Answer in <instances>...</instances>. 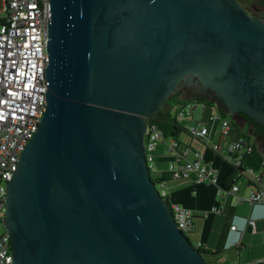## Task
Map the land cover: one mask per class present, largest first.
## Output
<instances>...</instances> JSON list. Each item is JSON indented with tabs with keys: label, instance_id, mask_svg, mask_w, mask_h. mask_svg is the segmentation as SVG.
I'll use <instances>...</instances> for the list:
<instances>
[{
	"label": "water",
	"instance_id": "1",
	"mask_svg": "<svg viewBox=\"0 0 264 264\" xmlns=\"http://www.w3.org/2000/svg\"><path fill=\"white\" fill-rule=\"evenodd\" d=\"M50 4L46 109L5 193L14 264H208L151 177L146 119L201 71L227 116L264 124V19L238 0Z\"/></svg>",
	"mask_w": 264,
	"mask_h": 264
},
{
	"label": "built area",
	"instance_id": "2",
	"mask_svg": "<svg viewBox=\"0 0 264 264\" xmlns=\"http://www.w3.org/2000/svg\"><path fill=\"white\" fill-rule=\"evenodd\" d=\"M4 15L0 21L5 28L0 32V182L10 180L28 140L37 131L46 109L47 81L45 69L48 62V20L51 13L50 0H4ZM175 117L191 116L194 124L180 125L192 138L202 140L219 153L234 167V173L224 182L217 184V170L205 161L201 150L183 143L177 135L166 134L163 128L148 117L145 129L146 158L149 170L156 156V146L166 145L165 155L171 159L164 170L174 178H192L217 184V194L222 205L213 206L211 211L221 213L229 198L235 204L247 202L251 205L264 204V152L249 137L237 129L233 118L212 101L198 97L180 100ZM201 106V116L195 120L194 110ZM237 122V121H236ZM241 127L240 123L238 122ZM182 131V130H180ZM218 134V139L214 140ZM261 153L257 165L247 163L255 150ZM193 157H189L190 153ZM245 176L248 194L240 193L237 180ZM6 193V189H5ZM0 196V221L5 220L6 194ZM164 196L166 195L161 192ZM223 206V207H222ZM171 211L179 228L185 233L194 228L193 210L171 203ZM251 230L256 229V218L245 217ZM229 230L239 232L235 239L240 241L243 231L234 222ZM195 247H201L200 242ZM264 263L259 257L247 264ZM0 264H14L11 240L7 229L0 235Z\"/></svg>",
	"mask_w": 264,
	"mask_h": 264
},
{
	"label": "rangeland",
	"instance_id": "3",
	"mask_svg": "<svg viewBox=\"0 0 264 264\" xmlns=\"http://www.w3.org/2000/svg\"><path fill=\"white\" fill-rule=\"evenodd\" d=\"M248 1L249 0H244L245 3L246 2L248 3ZM3 8H4V0H0V10H2ZM3 15L4 12L1 11L0 18ZM4 28H5L4 23L0 21V32H2ZM182 93L183 91L181 92V95ZM185 99H189V97ZM168 100L171 105L170 107L171 113L176 114L178 104L175 103L174 100L171 99ZM201 113H202L201 106L197 107L194 110L195 120L196 118L198 119L201 116ZM179 123L182 125H186V124L191 125L194 124L195 121L194 118L188 115L186 117H180ZM181 132H182L181 136L185 137L186 136L184 134L185 132L184 131ZM248 137L251 138L252 141H255V139H253L250 135ZM217 139H218V134H216L214 137V140ZM196 141L199 142L201 141V143L205 146V148H208V146L204 142H202V140L196 139ZM258 143L261 146V148H264V142L258 141ZM165 148L166 146L164 145V143H158L155 152H162L165 150ZM199 148L201 151L205 152L203 150L204 148L203 149L202 147ZM208 154L210 157L214 159V168L217 170L218 179H219V182L217 184H222L224 180V176H230L234 170V167L230 164V162L225 160L216 151L210 150ZM151 164H152V168L150 170V174L152 178L159 176L161 170L163 168L166 169L168 167V161L160 159L158 155L155 156L154 161H152ZM246 180L247 178L243 176L239 178L237 182L242 186V191H244V187H245V191L247 192L246 194H248V189H246L245 186ZM217 184L211 181L196 182L193 181L192 179H185V178H169L167 180H164L163 182H156L157 189L163 194L168 193V196L170 197V201L177 202L182 206L192 209L194 215H198V214L199 216L202 215V217L197 216L193 218L194 228L186 232V234L189 236L191 242L194 245H197L198 242L202 243L203 245L206 243L207 237L210 232L211 223L216 215V212L214 211H211L209 216L205 215V212L211 210L212 207L215 205L216 206L222 205L220 197L217 194ZM6 186L7 183L5 181L0 182V196H2L5 193ZM198 211H200L201 213H197ZM259 225H260V219H259ZM5 230H6V226L4 222L0 221V235ZM260 230H261V226H260ZM247 233L251 234L252 231H248ZM204 256L208 264H214V262L208 257L207 254H204ZM246 259L247 257L244 256L241 258L240 261L236 256L235 247H230L229 249L222 251L221 253H218L216 255L215 260L219 264H241V263L243 264L246 261Z\"/></svg>",
	"mask_w": 264,
	"mask_h": 264
},
{
	"label": "crops",
	"instance_id": "4",
	"mask_svg": "<svg viewBox=\"0 0 264 264\" xmlns=\"http://www.w3.org/2000/svg\"><path fill=\"white\" fill-rule=\"evenodd\" d=\"M186 98H188V97H186ZM242 128L244 130H247L245 127H242ZM184 134L186 135L185 136L186 138L181 136L182 132L179 131L178 134H177V137L183 143L191 145L193 148H197L199 150H200L199 147H202V149L204 148L203 150L205 152H203V151L202 152L204 154L205 161L208 162L209 164H211L212 166H214V159L212 157H210L209 154H208V152L210 150H212V149L210 147L205 148V146L201 143V141L200 142L196 141V138H192L187 133H184ZM187 138H189V139H187ZM254 142L257 144L259 149H261V151L264 152V148H261V146L259 145L258 141L255 140ZM160 143H163V142H160ZM164 145H165V143H164ZM165 150H166V148H165ZM165 150L162 151V152H156V155L159 156L160 154H164ZM155 151H156V149H155ZM193 156H194V154L191 152L189 154V157H193ZM164 170L165 169L163 168L161 170V173ZM231 175L230 176H224V180H223L222 184H224V182L228 181V179H230ZM185 179H192V178H185ZM192 180L195 181L194 179H192ZM204 181L209 182L208 180H204ZM218 182H219V179H217V183ZM247 185H248V180H246V182H245L246 189H248ZM239 186H240V189H239L240 193L246 194L247 192L245 191V187H244V191H242V186L240 184H239ZM166 196H167V199L170 201V197L168 196V193H166ZM170 202L171 203H177V202H172V201H170ZM230 205H234L235 206L234 207V212H233L232 222L236 223L238 225L239 229L243 231V234L240 237V241H239V244H238V246L240 248L239 247L235 248L237 258L241 261V258L246 256L247 259L244 262L246 264L248 262H251L252 259L254 260V259L259 258V257H264V240H263V238H264V204L251 205V204H249L247 202L235 204L233 199L229 198L227 200V202L225 203L224 207L223 206L222 207L227 210ZM197 213H201V212L198 211ZM210 213H211V210H208V211L205 212V215L209 216ZM219 214L220 213L216 212V215L213 218V221L211 223L210 232H209V235L207 237L206 243L204 245L202 243H200L201 246L212 245L211 230H212V228L214 226H216L215 224H216V221H217V218H218ZM247 215L248 216H253V217H255L257 219V229H256V231L251 230L252 231L251 234L247 233L248 232L247 231L248 224L246 223V220H245V217H247ZM197 216H199V214L198 215H194V217H197ZM199 217H202V215H200ZM259 219H260V225H259ZM260 226H261V230H260ZM253 232H256V233H253ZM237 238H239V232L236 231V230H229L228 234H227V236L225 238V241H224L225 249L223 251L229 249L230 247H235V245H233V244H234L235 239H237ZM259 251H261L263 253L259 254ZM221 252L206 253V254L214 262V264H219L218 262H216L215 259H216V255L218 253H221ZM252 257H254V258H252Z\"/></svg>",
	"mask_w": 264,
	"mask_h": 264
},
{
	"label": "trees",
	"instance_id": "5",
	"mask_svg": "<svg viewBox=\"0 0 264 264\" xmlns=\"http://www.w3.org/2000/svg\"><path fill=\"white\" fill-rule=\"evenodd\" d=\"M260 2L264 4V0H261ZM180 95H181V91H177L169 99L174 100L175 103H177L180 100H185V98H181ZM194 97H198V99H205L206 98L201 94H197ZM194 97H189V98H194ZM170 107H171L170 102H169V100H167L165 102V104L163 105V107L160 110H158L153 116H151V120L157 122L163 128V130L165 131L166 134L177 135L180 130H182V131H185V130L181 128L180 125H182V124H180L178 119L175 117V115L171 113ZM252 121H253V119H252ZM233 124H235L234 126L237 129L241 130L246 137H248L250 135V133L247 130H244L242 127L239 126V124H238V122H236V120H233ZM255 126L260 130L264 129V127L257 122H256ZM263 141H264V139H263ZM158 157L162 160H170L171 159L169 156H167L165 154H160ZM260 157H261L260 150L257 149V150H255L254 154H252V156H250L248 158L247 163L252 164V165H257L258 161L260 160ZM233 173H234V170H233L232 174ZM169 178H174V177H171L168 172L163 171L159 176L152 178V179L156 182H163L164 180H167ZM164 198H165L169 208L171 209V202L167 199L166 195H164ZM234 207H235L234 205H230L227 210L224 209L218 215V218H217V221L215 224L216 226H214L211 230L212 245L201 246L199 248L197 247L198 249L203 251L204 254L215 253V252L217 253V252H221L225 249L224 241H225V238H226L228 231L230 229V224L232 223ZM256 229H257V220H256ZM256 229L254 231H256ZM238 244L235 245V248L239 247ZM262 253L263 252L259 251V254H262ZM259 264H262V263H259Z\"/></svg>",
	"mask_w": 264,
	"mask_h": 264
},
{
	"label": "flooded vegetation",
	"instance_id": "6",
	"mask_svg": "<svg viewBox=\"0 0 264 264\" xmlns=\"http://www.w3.org/2000/svg\"><path fill=\"white\" fill-rule=\"evenodd\" d=\"M238 1L241 3V5L244 7L245 11L249 15L264 19V9H262L264 8V4L260 2L261 0H249L248 3L247 2L245 3L244 0H238ZM218 78H220L221 80H225L226 82L228 81V78L226 76H220ZM178 84L181 85V89L178 90L181 92L184 90V87L189 86L190 84L193 85L194 90H190L188 92L189 97H194L197 94H201L204 97H206L205 98L206 100L214 102L215 104H217L218 107L223 109L225 112L234 108L231 102L225 96V94H223L217 88V86L212 83L210 77L208 75H205L201 71L187 72V74L181 77ZM230 115L233 118V120H236L237 122L240 123L241 127H246L247 131L250 134H254L256 139H264V129L260 130L255 126L257 122L264 127V124L261 123L259 118L249 114L248 112L239 111L237 109H235L234 114H230ZM4 224H5V220H4Z\"/></svg>",
	"mask_w": 264,
	"mask_h": 264
}]
</instances>
